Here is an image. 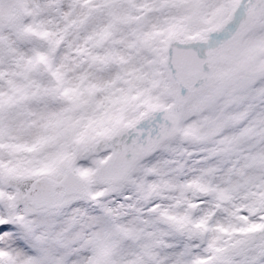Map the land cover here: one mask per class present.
I'll use <instances>...</instances> for the list:
<instances>
[{"label":"snow or ice","instance_id":"6c2138e0","mask_svg":"<svg viewBox=\"0 0 264 264\" xmlns=\"http://www.w3.org/2000/svg\"><path fill=\"white\" fill-rule=\"evenodd\" d=\"M206 7L203 0H23L14 11H0V69H23L9 74L19 80L8 79L7 90L0 72V264H165L158 250L178 246L174 237L183 234L188 217L164 210L153 221L132 197H105L134 190L148 201L161 187H174L167 179L171 165L183 170L188 163L187 171L196 173L191 186L238 220L218 229L226 239L212 261L234 264L233 255H240L242 264H260L264 39L253 37H264V0H225L211 20ZM193 21L207 25L200 38L210 49L216 45L209 33L223 29L246 52L238 78L222 87H195L213 76H204L197 53L174 46ZM68 34H83L77 52L92 73L69 79L64 64L54 66L41 52ZM41 66L47 83L34 78ZM161 67L168 72L161 74ZM101 92L105 99L92 115H76ZM53 103L62 107L52 110ZM145 122L148 127H140ZM97 128L109 139L129 129L134 137L110 157L90 158L73 146ZM152 157L155 163H142ZM81 159H90L89 166H80ZM26 181L31 188L22 194L19 185ZM97 183L105 191H94ZM237 200L245 201L246 215L236 214ZM206 222L207 216L198 226ZM189 255L187 248L174 252L172 264H212L189 261Z\"/></svg>","mask_w":264,"mask_h":264},{"label":"clouds","instance_id":"9594fccd","mask_svg":"<svg viewBox=\"0 0 264 264\" xmlns=\"http://www.w3.org/2000/svg\"><path fill=\"white\" fill-rule=\"evenodd\" d=\"M144 15V13H141ZM153 16L160 15L159 13H153ZM53 31H57L55 26L52 28ZM253 39H264V37H253ZM84 43L83 34H80L79 38L76 35L68 34L65 40L56 45L54 49H49L45 44L41 48V52L46 54L54 66H59L60 64L65 65V70L69 79H72L75 76L80 75L83 72L92 73L94 69L87 62V58L78 54L77 48ZM261 60H264V56L260 57ZM23 69L9 68L5 67L0 69V72L4 73L2 79L4 80L3 87L7 90V80L8 79H18L9 75L12 72H20ZM41 75H36L34 78L37 80H43L47 83L50 80V77L47 73V70L41 66L40 67ZM21 83L23 81H20ZM126 87L123 84H117L116 88ZM105 93H97L93 98L86 109L85 113H76L77 116L80 115H92L95 104L103 101L105 99ZM62 107L60 103H53L50 105L52 110H59ZM110 109L113 106H109ZM129 118L135 119L136 116L134 113H129ZM105 126H108L107 124ZM140 127L147 128V122L140 125ZM102 131L101 128H97L93 131H90L89 137L82 144L74 145L73 147L78 152H87L90 158H95L96 156L100 157H110L113 155L114 151H118L120 146L125 142H131L134 137V131L129 129L123 131L122 134L112 136L110 139L104 136H100L97 133ZM146 138V137H144ZM183 147L189 148L192 150L193 146L185 143ZM264 147V145H261ZM23 155H28L24 153ZM157 156L164 159H180L182 157H171L167 153H157ZM5 161H7V155H5ZM156 162V157L146 159L142 163L144 164H153ZM90 159H81L78 161V164L83 167H88ZM191 167V164L188 163L185 165L183 170L179 169L178 165H171L168 169L167 179L174 181V187L164 188L161 187L152 194V198L148 201L143 199L144 194H137L134 190H129L124 193H111L105 197L106 200H118L122 196H130L133 198L132 202H137L139 207H142L145 212V219H151L153 221L160 220V213L164 210H167L170 215H181L188 217V226L186 227L183 234L176 235L174 237V242L177 243V247L174 249H160L158 250V255L160 259L165 260V264H172V254L174 252L184 251L185 248L188 249L190 255L187 257L189 261L193 259H205L212 261V257L218 255L214 248L223 247V241L226 239L222 231L218 229L228 228L230 222L238 223L234 217H229L225 212L218 210L215 207V204L211 202L210 198L206 197L204 193L200 192L196 188L192 187L193 176L196 173H189L187 168ZM31 188V181L23 182L19 185L20 193H27ZM106 189V185L103 183H97L94 188V191L103 192ZM11 190V189H10ZM237 215H246L247 213L241 209L245 206V201L237 200ZM226 207H230L226 205ZM0 210H3L0 206ZM24 205L21 203L19 205L18 211L23 212ZM207 216V222L204 226H198L199 221ZM159 227H166L165 224H159ZM128 245L125 244V247ZM252 253H249L251 255ZM82 255H90V253H82ZM167 258V259H166ZM70 259H75L72 257ZM114 260L119 261L121 257L115 255ZM244 257L240 255H233L234 264H242ZM212 264H215V261H212ZM260 264H264V257H261Z\"/></svg>","mask_w":264,"mask_h":264},{"label":"rangeland","instance_id":"374dc122","mask_svg":"<svg viewBox=\"0 0 264 264\" xmlns=\"http://www.w3.org/2000/svg\"><path fill=\"white\" fill-rule=\"evenodd\" d=\"M203 2L207 6L205 9L208 13L207 18L211 20V14L220 7L225 0H203ZM21 3H23V0H0V11H14ZM172 14L180 15L181 12L173 9ZM185 27L187 33L186 37H181L175 43L188 44L187 41H193L194 38L199 39L203 43L207 42L200 38L201 33L207 25H204L199 21H193L186 24ZM209 35L212 38V43L216 45L215 48L211 49L216 61L209 63L213 79H211L206 86L222 87L226 83L238 78L245 71L247 66V54L238 45L231 48L228 52H224V41L231 36L223 29H216L212 33H209ZM208 49L210 48L208 47ZM159 71L161 74L167 73V70L164 67H161Z\"/></svg>","mask_w":264,"mask_h":264},{"label":"water","instance_id":"95a60500","mask_svg":"<svg viewBox=\"0 0 264 264\" xmlns=\"http://www.w3.org/2000/svg\"><path fill=\"white\" fill-rule=\"evenodd\" d=\"M174 46H175L177 51L188 50V51L197 53L199 58L201 60L205 61L203 63V65L201 66L202 67V71L204 73V76L208 77V76L211 75L210 69L208 67V60H207L206 56L203 54V51L206 48V44L205 43L199 42V43L190 44V45H183V44L175 43ZM167 70H168V68H167ZM173 71H174V69H173ZM209 81L210 80L206 79V78L198 80L196 85H195V87L199 88V87H201V85H206Z\"/></svg>","mask_w":264,"mask_h":264},{"label":"bare ground","instance_id":"6f19581e","mask_svg":"<svg viewBox=\"0 0 264 264\" xmlns=\"http://www.w3.org/2000/svg\"><path fill=\"white\" fill-rule=\"evenodd\" d=\"M231 37H229L225 42L224 46H223V50L224 52H228L231 48H234V46H236V44L231 42ZM196 41H200L199 39L194 38L193 41H187V43H191V42H196ZM204 55L206 56V58L208 59V62H214L216 61L215 57H213V53L211 49H205L204 50Z\"/></svg>","mask_w":264,"mask_h":264}]
</instances>
